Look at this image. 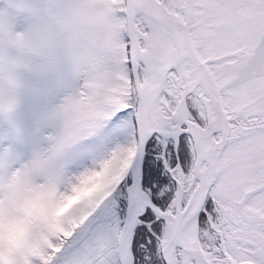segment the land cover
Returning a JSON list of instances; mask_svg holds the SVG:
<instances>
[{
    "label": "snow or ice",
    "instance_id": "snow-or-ice-1",
    "mask_svg": "<svg viewBox=\"0 0 264 264\" xmlns=\"http://www.w3.org/2000/svg\"><path fill=\"white\" fill-rule=\"evenodd\" d=\"M0 264H264V0H0Z\"/></svg>",
    "mask_w": 264,
    "mask_h": 264
}]
</instances>
